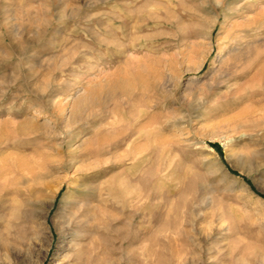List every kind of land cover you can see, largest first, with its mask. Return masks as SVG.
I'll return each mask as SVG.
<instances>
[{
  "label": "rangeland",
  "instance_id": "1",
  "mask_svg": "<svg viewBox=\"0 0 264 264\" xmlns=\"http://www.w3.org/2000/svg\"><path fill=\"white\" fill-rule=\"evenodd\" d=\"M259 1L0 0V264H264Z\"/></svg>",
  "mask_w": 264,
  "mask_h": 264
},
{
  "label": "bare ground",
  "instance_id": "2",
  "mask_svg": "<svg viewBox=\"0 0 264 264\" xmlns=\"http://www.w3.org/2000/svg\"><path fill=\"white\" fill-rule=\"evenodd\" d=\"M260 3H264V0H260L258 3V6L261 5ZM252 12L255 11L252 6H251ZM261 18H264V9L259 10L258 12H256V14L254 16H252L250 19H246L245 21L239 23L240 26H242V31L244 32V34L248 33V27L249 25H256V23L258 24V22H260L259 26H263L264 24V19L261 21ZM257 26V25H256ZM250 29V28H249ZM259 29V28H257ZM255 31V30H254ZM253 44V43H252ZM249 47V46H248ZM250 49V48H249ZM248 49V50H249ZM117 85V84H116ZM13 132H15V136L19 135L20 131L19 130H14ZM6 138L0 140V149H3L7 146V142H6ZM245 158V157H244ZM215 159V158H214ZM214 159H204L203 163L205 164L206 168L208 170H210L212 167H218L217 165V160L215 161ZM220 166V165H219ZM219 168V167H218ZM226 187H230L231 185L228 182H224Z\"/></svg>",
  "mask_w": 264,
  "mask_h": 264
}]
</instances>
